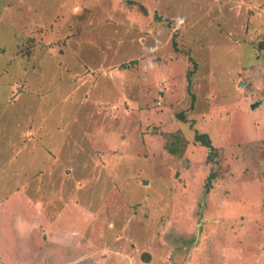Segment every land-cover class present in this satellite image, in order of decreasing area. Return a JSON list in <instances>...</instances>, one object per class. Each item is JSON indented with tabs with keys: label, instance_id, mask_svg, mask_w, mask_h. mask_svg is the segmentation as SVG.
<instances>
[{
	"label": "rangeland",
	"instance_id": "374dc122",
	"mask_svg": "<svg viewBox=\"0 0 264 264\" xmlns=\"http://www.w3.org/2000/svg\"><path fill=\"white\" fill-rule=\"evenodd\" d=\"M11 1L0 38L12 45L18 28L11 58L40 62L35 85L52 90L17 95L0 117L6 211L33 220L28 246L42 250L23 253L9 219L0 264H52L40 227L104 252L102 264H264V0ZM39 27L43 45L26 29ZM204 132L223 151L213 179ZM174 135L181 157L165 147ZM100 201L115 205L101 213L115 239L93 236Z\"/></svg>",
	"mask_w": 264,
	"mask_h": 264
},
{
	"label": "trees",
	"instance_id": "16d2710c",
	"mask_svg": "<svg viewBox=\"0 0 264 264\" xmlns=\"http://www.w3.org/2000/svg\"><path fill=\"white\" fill-rule=\"evenodd\" d=\"M130 1H132V0H130ZM12 3L13 2L11 0H8V1H6V3H3L0 6V13L3 12L5 5H8V6L11 7V6H13ZM123 4H125V3H123ZM9 11H11V10L5 11V14L8 13ZM44 24H45V22H44ZM25 26H27V25H25ZM0 28H1V26H0ZM26 29L34 32V36L30 35L29 38L30 39H34L35 37H38L39 43L41 42V40L43 41V38H45L47 40L49 39L48 38L49 37V33L48 32H47L48 33L47 37L45 36L46 29H42L40 27L38 29H30V28H26ZM19 31L20 30L18 28L14 32L12 31V35H13V38H14V42H13L12 45H9L7 41H5L3 38H0V106H1V103L3 102L4 98H6V99H4V102L7 101L9 103L11 101V99L17 97V95H19L21 93H27V94L31 95V94H37L36 90H38V92L39 91H43V90H46V91L52 90L49 87L50 82H45V83L42 82V84H40V85H35L36 82L38 83V81H35V80H37V78H38V80L41 78L40 77L41 75L37 74V69H36L37 68L36 67L37 64H39L40 62H38L37 64H36V62H32V63H34L36 65L30 66V65H28L29 61H27V64H24L23 61L17 62L14 59L11 58V54H16V52L13 53V47H15L17 49V51L18 50L20 51V49L22 48V46L19 45L16 42V39H17V37L19 35ZM175 35L176 34H173V37H175ZM71 36H72V34L69 37L65 38V40H64V42L62 44L63 47L66 44L65 41H67V39H69ZM40 44L43 45L42 43H40ZM173 44H174L175 47L177 46V43L174 41V39H173ZM175 49H176V51L179 50L177 47ZM256 50H257V52L258 51H260V52L264 51V37L257 40V42H256ZM20 52L22 53V51H20ZM60 52L61 53H63V52L66 53V50L65 49H61ZM189 61L191 63L193 62V65H194L195 68L193 70H189L188 74L190 76H193L195 70H197V63H195L193 58L192 59L190 58ZM135 62H139V60H133L130 63H126V62L122 63L120 65V67L121 68H125V69L126 68L128 69V67L132 68L133 65H136ZM22 64H24V65H22ZM39 69H40V67H39ZM41 69H42V67H41ZM59 69L60 68L58 66H54L53 70H51L50 72L53 73V74H57V73H59L57 71ZM69 71H71V70L69 69ZM52 85L53 84L51 83V86ZM37 87H38V89H37ZM33 89H35V90H33ZM190 93L192 94V97H194L193 92H190ZM194 100H195V98H193V102H194ZM1 109L3 110L4 108L1 107ZM178 118H182L183 119L185 117H184L183 114H179ZM1 131H4V130L2 129ZM165 134H167V133H165ZM179 139L180 138L178 137V135H174L173 137H171L170 140L168 138V140H167L168 141L167 142L168 145H165V147L167 148V150L170 153H173L175 156L181 157L182 154H180V150L187 146V139H185V138L184 139L182 138L181 140H179ZM175 142H178V144L180 142L181 146L176 148V146L178 144H176ZM195 142L200 144V145H202V146H205V147L209 148L210 152L214 153L213 157L214 158L216 157V159L219 158V160H220L219 167L214 169V171L211 172V174H210V178H212V176L215 178V176L219 174L218 171L222 170V168H223V164H222L223 161H222V156H221V154L223 152L222 149L213 148L211 138H210L209 134H207L205 132L204 133H200V134H196ZM262 157H264V152L262 153ZM211 161L215 162V160L213 161L212 158H211ZM208 181H209V179H207V183L208 184L206 183V187H207V185L210 184V182H208ZM7 196H9V195H7ZM140 206L141 205L138 202L130 204V208L134 209V210H137L138 208H140ZM148 209H151V208L145 207V211L143 212V215L146 218L151 217L152 219H154V215L155 214L154 213L148 214V213H150V211ZM153 211H155V209H153ZM200 219H204V215H201ZM161 229H162V226H160L157 229V231H159Z\"/></svg>",
	"mask_w": 264,
	"mask_h": 264
},
{
	"label": "crops",
	"instance_id": "0c3cea01",
	"mask_svg": "<svg viewBox=\"0 0 264 264\" xmlns=\"http://www.w3.org/2000/svg\"><path fill=\"white\" fill-rule=\"evenodd\" d=\"M4 99H6V98H4ZM4 99H3V102L1 103V106H0V117L4 113V109L2 110L1 107L4 108L5 104L11 103V101L9 103L7 101L4 102ZM68 142H69V140H67L66 143H63L62 147L65 144H67ZM77 148L81 149V147H77ZM48 161H49V159H48ZM15 188L17 189V187H15ZM15 193H13L11 195L7 194V195H9V196H7L6 193H3L2 189L0 190V222H2V224H6L5 221H8L10 219V223H12V224H22L19 229H14L13 232H15L17 237L19 239H21V240H19L20 242H22L23 240H26L24 246L21 245L23 253L28 252L29 256L30 255L35 256V254H38V251H39V253H41L42 250H41V247L39 248L38 246H35V250L31 249L28 246L27 240H30L33 236H30V234H29L30 230L27 227V224H32L33 228H37V225L33 224L32 223L33 220L31 218L27 217L26 215H21L20 213L11 215L6 211L9 207L10 201H12L10 199V197L12 195H14ZM97 204H98V206L99 205H101V206L99 207L100 211L98 213L95 212L96 219H97V221H96L97 225L95 224V226L93 228V236L98 237V238H102L101 233L103 230V232L105 234H107V235L110 234L111 236L110 235L109 236L111 238L115 239V235L111 234V231L113 229H111L110 232L105 230V227L108 224L107 220H110L111 218L108 217V219L106 220V217L103 214H101L102 210L104 208H106L109 203L107 201H105V202L100 201ZM109 205L111 206V208L109 210L112 211V209L115 205H111V204H109ZM38 208H41V207H38ZM105 220H106V225L103 228ZM111 225L112 224L110 223L109 226H111ZM40 229H41V232L38 234L39 236L37 237V240H34V241H38V238H39V240H40L39 243L44 244L46 246V247H44L45 254L50 257L52 264H102L103 262L107 263L109 261V259L105 260V257H104L105 253L104 252H102V257H101L100 253H97L95 256H92L93 255L92 252H90V250L87 247L84 248L82 245H80L79 242H76L72 235L69 237L67 236V234L61 236L58 233H54V232H59L60 230H53V231L45 230L43 232L42 231L43 228L40 227ZM68 229L69 228H67L65 230L68 231ZM72 229H73V227H72ZM3 231H4V229H3ZM84 232H85V230H84ZM4 233H5V231H4ZM140 234L142 235V232ZM10 238H11V235H10ZM140 238H141V236H140ZM69 246L72 247L71 250H70ZM111 247L112 246L108 243L104 244V247H103L104 251L106 249V252L109 253L110 257H111V255H113V252H111L112 251ZM92 248L94 249L96 247L92 246ZM90 255L92 258L90 257ZM23 256H24L23 258L25 260H28V258H25V255H23ZM85 256H87V257H85ZM42 263H44V261Z\"/></svg>",
	"mask_w": 264,
	"mask_h": 264
},
{
	"label": "water",
	"instance_id": "95a60500",
	"mask_svg": "<svg viewBox=\"0 0 264 264\" xmlns=\"http://www.w3.org/2000/svg\"><path fill=\"white\" fill-rule=\"evenodd\" d=\"M253 107H254V106H253ZM186 164H188V162H187V161L185 162V165H186Z\"/></svg>",
	"mask_w": 264,
	"mask_h": 264
}]
</instances>
